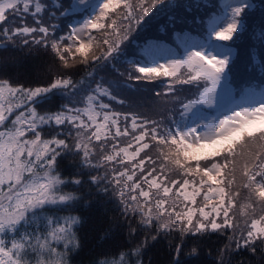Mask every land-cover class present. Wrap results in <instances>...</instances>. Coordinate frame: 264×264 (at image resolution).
<instances>
[{"label": "snow or ice", "instance_id": "snow-or-ice-1", "mask_svg": "<svg viewBox=\"0 0 264 264\" xmlns=\"http://www.w3.org/2000/svg\"><path fill=\"white\" fill-rule=\"evenodd\" d=\"M201 6L199 0L186 6L0 0V53L20 47L51 56L46 84L0 76V264H71L84 224L71 210L90 205L93 192L115 199L120 216L107 230H126L132 246L92 264H144V250L161 236L169 239L173 264H180L186 241L192 242L188 255L198 256L213 234L225 241L214 264H232L242 253L264 264V78L238 99L229 88L235 41L248 31L257 5L213 4L205 37L183 41L182 55L152 43L129 53L134 32L162 12ZM259 40L264 46V30ZM121 63L128 66L123 71ZM108 65L116 80L96 79ZM9 68L18 71L15 60L0 58V71ZM81 68L86 75L74 79ZM259 70L264 74V63ZM156 81L164 91L155 97L172 104L170 123L114 107L128 105L118 89ZM57 94L66 102L45 108ZM68 185L77 191H65Z\"/></svg>", "mask_w": 264, "mask_h": 264}, {"label": "trees", "instance_id": "trees-1", "mask_svg": "<svg viewBox=\"0 0 264 264\" xmlns=\"http://www.w3.org/2000/svg\"><path fill=\"white\" fill-rule=\"evenodd\" d=\"M256 1L257 0H253L254 3H256ZM175 2L186 6L189 3L194 5L197 0H175ZM199 2L202 6L199 9L193 7L191 10L193 13L190 14L196 18L192 27L199 32L200 38L203 39L206 35L204 22L205 20L207 22L213 12L212 5L216 4L218 7V5L223 2V0H199ZM262 2L264 4V0H262ZM205 4L207 7L203 6ZM184 8L186 9V7H183L182 9ZM161 18L162 13L155 19L151 20V27H166L163 30H157V34L159 36L166 35L170 39L171 45H174L173 37L179 33L172 31L173 27H169V19H171L169 15L168 19L165 21ZM260 19H263L264 21V16H260ZM145 39H147V37H145ZM141 40H138L134 37L131 41V48L129 50L134 49L138 52L140 47L144 45L143 41ZM235 48L237 51L239 50V47ZM252 53H254V51ZM4 56L12 57L15 60V68L18 69V71H13L11 68H9L7 71H0V76H10L13 83H24L29 86H38L46 84L51 78L50 74L46 71L48 66L51 64V56L45 50L41 49L29 53L27 48L22 49L20 47H9L7 52L0 53V58ZM249 58L250 64L252 65L253 69H255V71H253V69L251 70V77L244 81L243 85L239 87L240 91L249 86L259 85L262 78H264V74H262L259 68L256 66L257 60L254 58V54H251ZM118 66L124 70L128 67L126 63L118 64ZM85 75V71L81 68L74 73V79L79 80ZM101 76H103L104 79L109 82H114L116 80V74L112 71L111 65L97 70L96 79H99ZM142 84L143 86H133V89H118V94L122 97V95H124L122 93L123 91H126L130 95L133 94V92H139L141 94H148L149 97L153 95L155 91H164V85L161 81L154 82V85L151 87L148 83ZM182 95H188V93L184 92ZM144 97L145 95L143 96L141 103V106H144L143 111L136 113L146 117L145 109L147 105L144 102ZM238 98L239 97L237 94V99ZM125 99L128 101V96H125ZM64 102H66L65 98H63L60 94H57L51 97L50 103L45 105V108L54 110ZM127 106H129V102L126 106L114 104V107L117 108V110L130 111L129 109H126ZM170 107H172V104L165 103L163 100L159 116L155 117V115L151 113V115L149 114L146 118L164 120V122L167 123V109ZM69 170L70 166L68 165V160L65 159L61 161L62 174L67 176ZM64 190L77 191V189L72 185L65 186ZM79 191H84V189H79ZM71 211L72 214H78L84 219L83 226L78 230L82 246L79 251L71 255V264H92L93 260L97 257H101L105 254H116L120 250L127 249L128 247L132 246L127 239L126 230L118 228L115 225L112 226L110 231L107 230L109 221L114 217L120 216V209L115 199L108 197H98L93 192L90 205L86 206L84 202H80L77 203ZM61 214L66 215L68 213L63 212ZM176 239H178V237H176L174 234L173 243H175ZM224 242V238L217 237L215 234H213L211 237L204 239L200 243V254L198 256H190L188 255V252L192 247V242L191 240H188L186 241V246L179 257L180 264H214L216 249ZM209 253H211V255H209ZM240 259H244L246 262L251 261L252 264H255V262L259 261L260 258L259 256L253 258L251 257L250 253H242L235 255L232 258V264H237V261ZM143 261L144 264H173L174 255L170 248L169 239L161 236L157 239V241L151 242L149 247H147L143 252Z\"/></svg>", "mask_w": 264, "mask_h": 264}, {"label": "rangeland", "instance_id": "rangeland-1", "mask_svg": "<svg viewBox=\"0 0 264 264\" xmlns=\"http://www.w3.org/2000/svg\"><path fill=\"white\" fill-rule=\"evenodd\" d=\"M257 6L252 12L249 14L248 20V31L245 33L242 39L236 40L234 45V67L233 72L230 74V82L229 88L234 94H238L240 89L239 87L243 85V82L251 77L250 72L253 69L250 64V55L254 54V58L257 60L256 66L260 69L262 63H264V46L261 45L259 40V36L262 30V21L260 16H264V4L262 0H257L255 3ZM258 11V12H257ZM193 11H187L185 8L182 9H174L162 12V20H167L168 15L171 19H169V27H173L172 31H176L179 34V37L185 40H196L201 39L199 36V32L196 31L192 26L195 22H193ZM175 20V22H174ZM166 27L154 26L151 27V23L149 25L142 26L139 30L134 32L133 36L138 40L143 41L144 45L146 43H152L159 45V47L166 52H170L174 55H180L174 46L171 45L170 39L166 36H159L157 34V30H163ZM176 29V30H174ZM145 36V37H144ZM220 43H228L232 42H220ZM235 47H239L237 51ZM136 49V48H135ZM134 50V49H133ZM132 50H129L131 53ZM254 51V53H252ZM131 58V57H130ZM163 62V61H161ZM122 71L124 69H121ZM154 83L149 84V86H153ZM134 86H143V84L134 85ZM122 98L128 96L129 106L126 109H129L132 112H141L143 111L144 106H141L142 98L144 97V102L146 103L145 116L147 117L149 114H154L155 117H158L161 112V106L163 104V99L155 97V95H151L148 97V94H141L139 92H133V94H128L126 91L122 92ZM184 95H182L183 98ZM133 101V104H132ZM117 109V108H116Z\"/></svg>", "mask_w": 264, "mask_h": 264}]
</instances>
